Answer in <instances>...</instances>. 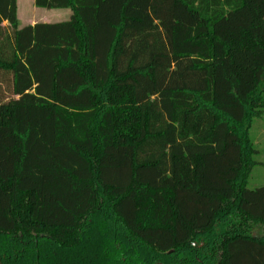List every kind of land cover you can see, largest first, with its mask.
Wrapping results in <instances>:
<instances>
[{"label": "trees", "instance_id": "trees-1", "mask_svg": "<svg viewBox=\"0 0 264 264\" xmlns=\"http://www.w3.org/2000/svg\"><path fill=\"white\" fill-rule=\"evenodd\" d=\"M34 5L70 14L0 0V264H264V0Z\"/></svg>", "mask_w": 264, "mask_h": 264}, {"label": "rangeland", "instance_id": "rangeland-1", "mask_svg": "<svg viewBox=\"0 0 264 264\" xmlns=\"http://www.w3.org/2000/svg\"><path fill=\"white\" fill-rule=\"evenodd\" d=\"M19 26L31 25L36 22H57L68 18L69 9H43L34 5V0H16ZM5 24V23H4ZM250 137L256 149L255 161L247 180L248 188L264 186V113L254 118L250 127ZM262 228L255 227L254 233L260 234Z\"/></svg>", "mask_w": 264, "mask_h": 264}, {"label": "flooded vegetation", "instance_id": "flooded-vegetation-1", "mask_svg": "<svg viewBox=\"0 0 264 264\" xmlns=\"http://www.w3.org/2000/svg\"><path fill=\"white\" fill-rule=\"evenodd\" d=\"M156 264H161V263L159 262V263H156Z\"/></svg>", "mask_w": 264, "mask_h": 264}]
</instances>
